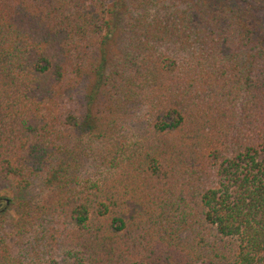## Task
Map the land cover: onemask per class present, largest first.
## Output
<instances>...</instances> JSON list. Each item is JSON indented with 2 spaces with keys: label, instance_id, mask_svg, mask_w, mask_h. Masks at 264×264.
<instances>
[{
  "label": "trees",
  "instance_id": "1",
  "mask_svg": "<svg viewBox=\"0 0 264 264\" xmlns=\"http://www.w3.org/2000/svg\"><path fill=\"white\" fill-rule=\"evenodd\" d=\"M0 264H264V0H0Z\"/></svg>",
  "mask_w": 264,
  "mask_h": 264
}]
</instances>
